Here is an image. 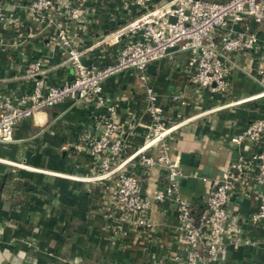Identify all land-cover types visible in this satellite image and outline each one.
<instances>
[{"label": "crops", "instance_id": "obj_1", "mask_svg": "<svg viewBox=\"0 0 264 264\" xmlns=\"http://www.w3.org/2000/svg\"><path fill=\"white\" fill-rule=\"evenodd\" d=\"M29 1L2 0L4 15L15 19L13 24L0 22V96L6 99L32 91L27 70L36 61L41 62L40 77L47 86L72 78L59 28H67L78 41L84 64L100 67L113 63L131 36L114 39L113 34L141 12L136 7L124 10L121 0H73L87 13L86 23L80 24L65 16L67 0H55L42 18L28 13ZM230 29L228 23L221 32ZM232 29L253 33L258 41L250 50L230 54L236 66L226 92L202 89L190 80L187 52L165 56L147 69L161 121L169 128L165 140L171 158L178 162L181 153L194 155L192 164L179 168L185 179L180 193L192 203L196 216L222 171L238 154L254 151L248 144L231 145L230 138L252 119L264 117V95L255 97L262 90L255 73L264 64V24L246 19ZM103 94L102 106L63 101L42 108L17 123L9 141L0 142V264H183L178 213L169 202L152 205L149 227H119L113 211L114 180L96 178L100 171L85 148V137L98 135L112 107L126 158L144 145L152 118L146 111L144 86L133 71L108 77ZM154 151L152 147L146 153ZM123 169L139 178L144 196L165 186L164 166H143L135 156ZM263 192L252 179L235 180L225 206L232 232L223 238L221 264H264V221L250 220Z\"/></svg>", "mask_w": 264, "mask_h": 264}, {"label": "built area", "instance_id": "obj_2", "mask_svg": "<svg viewBox=\"0 0 264 264\" xmlns=\"http://www.w3.org/2000/svg\"><path fill=\"white\" fill-rule=\"evenodd\" d=\"M122 8L140 10V15L113 34L119 39L131 33L122 46L116 60L103 66L86 65L81 60L79 43L67 28H59L57 35L61 48L73 66L69 81L57 86H47L40 77L41 62L28 66L33 78L30 93L14 99L0 96V142L9 141L13 127L29 118L34 112L70 101L83 106L104 105L103 83L118 72L130 70L137 74L144 86L146 111L152 118L149 133L143 146L124 158V137L118 132L120 124L114 117L112 107L107 109L96 136L85 137V148L99 169L97 179L112 178L113 211L120 225L135 228L150 226L149 211L153 204L169 202L178 213L180 241L185 246L183 264H221L224 253L223 238L231 235L229 213L225 206L234 189L235 180L252 179L255 186L264 187V117L252 119L247 127L230 138V144L239 147L254 146V151L237 158L224 169L219 179L205 195L204 207L194 215L192 203L182 197L176 176L182 175L179 163L170 156V146L165 140L166 128L161 121V109L157 94L148 82V66L177 51L188 53L192 67L190 80L202 89L226 92L229 89V73L236 66L231 60L232 52L250 50L257 45V37L246 31H235V25L252 19L264 24V0H121ZM55 0H30L26 9L36 18L52 10ZM65 16L71 22L86 23L87 14L81 3L64 2ZM169 17H174L170 21ZM0 22L13 24L15 19L4 15L0 0ZM229 32H221L225 24ZM255 80L262 90L255 97L264 95V64L256 69ZM24 102H28L24 104ZM155 147L153 154L146 153ZM139 157L143 166H164L166 183L163 189L155 190L150 197L142 194L139 178L126 173L124 165L133 157ZM12 166H19L9 162ZM253 171L252 175L249 174ZM205 180V178H204ZM253 222L264 221V192L261 202L250 215ZM235 239H233L234 242Z\"/></svg>", "mask_w": 264, "mask_h": 264}, {"label": "water", "instance_id": "obj_3", "mask_svg": "<svg viewBox=\"0 0 264 264\" xmlns=\"http://www.w3.org/2000/svg\"><path fill=\"white\" fill-rule=\"evenodd\" d=\"M169 20L170 21H174L175 18L174 17H169ZM148 68H149L148 70H150L151 67H148ZM193 158H194V155H192V154L181 153L180 157H179V160H178V163L179 164H187V163L192 164L193 163ZM8 172H10V169L8 170ZM176 180L179 181L180 185H183L185 179H184L183 175H178V176H176Z\"/></svg>", "mask_w": 264, "mask_h": 264}]
</instances>
